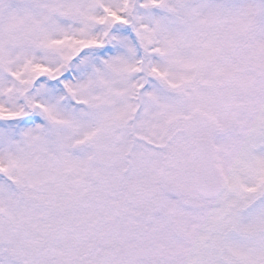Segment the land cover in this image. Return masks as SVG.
Segmentation results:
<instances>
[{
	"label": "snow or ice",
	"instance_id": "6c2138e0",
	"mask_svg": "<svg viewBox=\"0 0 264 264\" xmlns=\"http://www.w3.org/2000/svg\"><path fill=\"white\" fill-rule=\"evenodd\" d=\"M0 264H264V0H0Z\"/></svg>",
	"mask_w": 264,
	"mask_h": 264
}]
</instances>
